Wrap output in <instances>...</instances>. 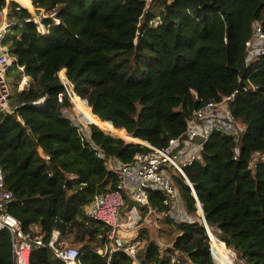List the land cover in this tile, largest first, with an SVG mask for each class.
<instances>
[{
    "label": "trees",
    "instance_id": "16d2710c",
    "mask_svg": "<svg viewBox=\"0 0 264 264\" xmlns=\"http://www.w3.org/2000/svg\"><path fill=\"white\" fill-rule=\"evenodd\" d=\"M17 1L32 7V1ZM7 2L0 0V11ZM33 3L57 10L61 23L42 35L23 21L28 10L10 3L9 18L18 22L7 39L17 57L10 75L21 65L32 82L11 96L13 113H0V167L6 188L14 193L9 210L23 229L38 226L46 243L59 231L62 241L79 245V264H132L123 251L114 252L110 261L108 253L98 252L107 249L108 227L85 214L96 194L116 188L112 164L129 163L149 151L145 143L167 146L186 131L194 108L252 84L256 89L241 91L231 105L244 131L236 138L214 130L185 171L211 232L241 259L264 264V165L256 173L249 169L252 157L264 150V56L246 61V41L255 24L264 29V0ZM155 17L161 24L150 26ZM64 68L78 94L73 101L83 98L111 134L96 123L85 128L77 121L57 75ZM60 92H65L63 101ZM172 177L190 217L184 214L179 221L166 214L171 208L165 193L151 191L152 205L169 225L162 230L174 236L163 251L144 228L138 259L143 264H215L191 187L180 173L173 171ZM215 234L212 241L227 254ZM0 264H15L9 230L0 232ZM30 264L65 263L45 246L32 250Z\"/></svg>",
    "mask_w": 264,
    "mask_h": 264
},
{
    "label": "built area",
    "instance_id": "2783aa9c",
    "mask_svg": "<svg viewBox=\"0 0 264 264\" xmlns=\"http://www.w3.org/2000/svg\"><path fill=\"white\" fill-rule=\"evenodd\" d=\"M12 1L17 3V10L20 11L22 8L28 10L29 15L23 21L34 24L42 35H49L51 28L61 23L57 10L50 12L36 7L33 0H31V8L22 5L17 0H9L7 6L0 11V113L14 112L10 104L11 96L14 93L10 71L14 63L17 62V57L7 43V39L13 33V28L18 24L17 21L9 18V7ZM151 1L146 0L147 5ZM161 22L160 17H155L150 21V26L157 27ZM246 51L247 64L264 56V29L262 25L255 24L251 37L246 41ZM18 69L21 82L17 90L21 91L30 87L32 79L26 74L24 66L18 65ZM57 75L65 92L75 105L73 96L77 93L67 76V70L65 68L61 69ZM248 87L256 89L252 84L243 86L235 89L221 100H209L202 106L194 108L188 118L186 131L179 137L171 138L167 146L155 147L145 143L150 148L149 151L137 153L133 161L129 163L112 164V171L117 177L116 188L96 194L93 201L85 208L86 216L102 222L108 227L107 249H99L100 254L105 255L108 253L110 261L114 252L123 251L132 258V264H143L138 259L139 249L144 245V240L141 237L142 230L148 228L153 223V219L159 218L161 215L158 208L151 203V191L160 190L165 193V204L171 208L168 214L175 218L172 210L179 201L180 196L172 177L174 171L182 175L185 182L191 187V194L196 198L198 214L206 229L215 264H250L244 259L240 260L237 250L228 246L215 233L219 244L224 243L228 253L224 254L219 245L212 241L209 228L205 226L202 204L185 171L186 167L191 166L199 158V150L214 130L231 132L238 135V137V131H244L245 127L238 122L231 105L238 94L243 90H247ZM65 92L58 94L59 101H63ZM195 95L198 97L197 92H195ZM44 100L45 98L36 103H43ZM261 165H264V150L252 157L249 169L256 173ZM13 200L14 193L6 188L5 173L0 167V232L9 230L11 233L15 264H30L32 250L45 246H49L65 264H79V248L65 245L60 238L59 231L53 232L48 243L38 233V226L25 231L21 221L9 210ZM129 201L132 203L130 204ZM182 205L185 210L183 203ZM175 219L182 221L185 217ZM188 221L191 222V219H188Z\"/></svg>",
    "mask_w": 264,
    "mask_h": 264
},
{
    "label": "rangeland",
    "instance_id": "374dc122",
    "mask_svg": "<svg viewBox=\"0 0 264 264\" xmlns=\"http://www.w3.org/2000/svg\"><path fill=\"white\" fill-rule=\"evenodd\" d=\"M9 2V0H7ZM11 1V0H10ZM19 73L17 72H13L11 75V80H12V87H13V91L15 92L17 90L18 87H20V82H21V78H19ZM14 94V93H13ZM73 107L72 110L74 112V116L77 119V121L85 128H87L90 124V122L92 123H96L97 125H99V127H101L104 131H106L107 133L108 130L105 129V124H103L102 121H99L98 118H96L94 115H92V113L85 107V105L82 104V102L84 101L83 98L81 99H74V103L72 102V99H70ZM111 134V133H110ZM115 135H117V133H115ZM124 138V137H123ZM127 142L129 141H135V142H139L136 140H132V139H126L124 138ZM177 174V173H175ZM182 199L179 198V201L177 202V204L175 205L176 207H174L173 209V213L175 214L174 217L175 218H184L185 215L187 214V212L183 209V205H182ZM180 211H182V213H180ZM188 215V214H187ZM189 216V215H188ZM187 217V216H186ZM190 217V216H189ZM187 217V218H189ZM194 218V220L197 218L196 215L191 216ZM197 220V219H196ZM163 228H169L168 224H164L163 223V217H161V215L159 216V218H154L153 219V223L148 226V235H150L151 238H153L155 241L158 242L160 248L162 250H166L167 247H169V245L171 246V244L169 243V239L171 237L174 236V233L169 234L166 231L164 232L162 229ZM174 229V228H173ZM211 235H214L213 233L210 232ZM65 245H69V246H75L73 243L71 242H66L64 241ZM79 245H76V247H78ZM238 254V253H237ZM179 255V254H178ZM238 257L240 260L241 257L238 254Z\"/></svg>",
    "mask_w": 264,
    "mask_h": 264
},
{
    "label": "water",
    "instance_id": "95a60500",
    "mask_svg": "<svg viewBox=\"0 0 264 264\" xmlns=\"http://www.w3.org/2000/svg\"><path fill=\"white\" fill-rule=\"evenodd\" d=\"M109 134H110V133H109ZM114 136H116V135H114ZM116 137H119V136H116ZM132 137H133V136H132ZM235 137L238 138V135H235ZM133 139H135V138L133 137ZM129 142H132V141H129ZM202 213H203V217H204L205 226H206V228H209V229H210V226H209V224H208V222H207V220H206V217H205V215H204L203 209H202Z\"/></svg>",
    "mask_w": 264,
    "mask_h": 264
},
{
    "label": "bare ground",
    "instance_id": "6f19581e",
    "mask_svg": "<svg viewBox=\"0 0 264 264\" xmlns=\"http://www.w3.org/2000/svg\"><path fill=\"white\" fill-rule=\"evenodd\" d=\"M31 0H25L26 3H29ZM21 3V2H19ZM22 4V3H21ZM126 130V129H125ZM127 131V130H126ZM209 231L211 232V230L209 229ZM212 233V232H211ZM211 235V234H210Z\"/></svg>",
    "mask_w": 264,
    "mask_h": 264
},
{
    "label": "crops",
    "instance_id": "0c3cea01",
    "mask_svg": "<svg viewBox=\"0 0 264 264\" xmlns=\"http://www.w3.org/2000/svg\"><path fill=\"white\" fill-rule=\"evenodd\" d=\"M176 207V206H175ZM169 211V210H168ZM172 213H173V210H172ZM180 213H182V211H180ZM168 214V213H167ZM173 215H175L174 213H173Z\"/></svg>",
    "mask_w": 264,
    "mask_h": 264
}]
</instances>
